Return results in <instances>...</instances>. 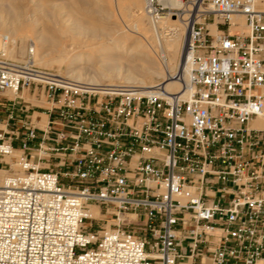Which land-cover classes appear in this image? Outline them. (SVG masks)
Here are the masks:
<instances>
[{"label":"built area","instance_id":"1","mask_svg":"<svg viewBox=\"0 0 264 264\" xmlns=\"http://www.w3.org/2000/svg\"><path fill=\"white\" fill-rule=\"evenodd\" d=\"M181 1L147 5L186 24L179 91L44 70L0 32V92L50 104L44 127L17 102L0 120V264H264V9Z\"/></svg>","mask_w":264,"mask_h":264},{"label":"bare ground","instance_id":"2","mask_svg":"<svg viewBox=\"0 0 264 264\" xmlns=\"http://www.w3.org/2000/svg\"><path fill=\"white\" fill-rule=\"evenodd\" d=\"M76 1L77 0H73L72 2H76ZM158 1L165 5L182 8L184 10H187L189 7V5H186L181 0H158ZM109 2H110L111 11L117 8L120 10L124 9L126 10L125 12H130L133 7H138L139 9H141L143 6V0H127V2H124L122 0H110ZM202 2L203 0L201 1L197 0V5H199L202 11H205V12L208 11L210 7L208 6L205 8L201 4ZM259 4L263 5L262 7L264 9V0H260ZM36 8L34 10L32 9V11L33 12L35 10L40 11L44 9V8L42 9L41 6L38 7L37 9ZM51 9L50 7H47V9L45 8L42 12L45 14V16L43 17L51 19L50 21H53V23L55 24L57 23L54 20V14L56 13V11L53 9L51 10ZM35 14L36 13L30 14L31 18H32V15H35ZM21 15L23 14L22 13L20 14L19 12L16 15L17 19L20 18ZM31 18H30V21L35 19V17L34 19H31ZM151 19L152 21L150 20V23L154 31L153 32L154 36L152 38L151 36H148L144 30H141V28L144 29L143 27L144 20H145L144 16L136 15V18L134 19L132 23H130V25L125 24L126 28L122 27L121 29L116 30V35L114 37L110 36V39L108 42H101V43L99 42L95 47H93V44L87 43L86 41H80V42L77 41L78 49L76 53L75 51H73L72 54H71V47L76 42L74 41V43L72 44L70 42L71 38L69 40L66 37H64L63 40H58L60 36L58 35L59 36V37L57 36L58 38L55 37L54 32L55 33L57 32L67 33L69 32L70 29L74 30V32H79V30H83L85 28L90 31V34L96 36V35H99L100 31H102L101 28H99L98 24H96V26L95 25L92 26L94 21L91 24V26L89 25V27L86 28L87 24L83 25V23L78 19H74L73 25H69V26L64 25L63 27V26H57V24L55 25L53 24L54 26L50 27L49 32L41 33L42 32L41 31L39 32L37 37L40 38L39 40L42 41L43 44L55 43L56 45H58V49L56 52L57 54L50 59L46 58L45 53H44L45 55L44 54L40 55L39 51H37L38 44L36 43L34 38H32V40L35 43L34 60L36 64H40L43 66H49L53 62L61 63L67 57L72 56L71 59L69 60V70L66 74L72 77L78 78V79H87L93 83H102L104 79H107L112 83L113 79L118 78L123 82L140 86L141 91L143 92L152 91L155 89V86L157 84L161 83L165 90L179 91L181 84L178 80L174 78V74L178 70L183 71V73L185 74V77L187 78L189 75V71H190L188 64L184 63L185 61L181 59L182 58L181 57L182 47L184 44L185 36L187 34L186 24L181 17L172 18L168 16L160 20H157L151 17ZM235 20L241 23L242 29H245L243 16H235ZM28 21H29V18H28ZM6 22L3 16L0 15V32H2L1 29L3 27H7L4 29L10 35L11 40H12L10 46L8 47V54L10 57H14L15 43L17 41L16 39L17 37H19L22 40V42L25 40V37H26L25 31H23L25 30V28L23 29V25L19 24L20 21L18 23H15L14 27L9 26V23L7 25ZM12 22H16V21L13 19ZM5 24L6 26H4ZM168 27L169 28L173 27L175 29L170 35L168 34V32H166L167 30L166 28ZM210 27L212 29V33L216 34L219 32L216 24H210ZM236 30L237 28H232L233 32H235ZM73 39L74 38L72 37V41ZM127 39H132L137 43H141L143 46L142 48L143 50L140 52L141 58L138 59L139 60L138 63L136 65H127L125 66L126 69L123 70L124 65L123 63H121V58L123 56L121 57V54L126 53L130 55L131 57L135 56V53L132 51L133 50L132 47L126 46L125 44L122 43L123 41ZM152 40L154 41V44ZM111 42L113 43V45L112 47H109V43ZM93 48H95L94 49L95 53L90 55V53L93 51ZM24 52H25L24 47L23 45H21L20 53L23 54ZM27 52H28V47H27ZM156 58L160 60L159 61L160 67L158 69L155 67V64L157 63ZM81 61H83L87 65L98 63L99 66H101L99 69L98 75L91 74L90 70L89 72L87 71L88 72L87 74L86 70L90 69L89 67L88 69H86V67H83V66L77 67L78 63H80ZM84 69H86L85 72L83 71ZM159 78H162V80L156 82L157 81L156 79H159ZM8 92H12V91H8ZM251 126L255 128H259V129H264V111L262 115L258 116L256 119H254L251 122ZM18 152L19 151H16V153ZM5 159L10 161V156H6ZM15 166L17 165L15 164ZM9 175L10 173L7 174L6 169L0 168V181H2L5 177ZM91 214L93 217H99L100 210L97 207H92Z\"/></svg>","mask_w":264,"mask_h":264},{"label":"rangeland","instance_id":"3","mask_svg":"<svg viewBox=\"0 0 264 264\" xmlns=\"http://www.w3.org/2000/svg\"><path fill=\"white\" fill-rule=\"evenodd\" d=\"M72 1L73 0L71 1L70 0H3V1L0 0V15L3 16V18L5 19V22L7 21L6 22L7 25L9 23V26L14 27L15 23H18L20 21L19 24L23 25V29L25 28V30H23L25 31V36H26L25 40L22 42V40L19 37H17L16 39L17 41L15 43V55L12 58H17V59L23 58L27 52V47L32 38H34V40L38 44L37 51H39L40 55H43L45 53L47 59L54 57L57 54L56 52L58 49V45H56L55 43L43 44L42 41L39 40L40 38H38L37 35L41 31H42L41 33L49 32L50 27L54 26L55 24H57V26H63V27L64 25L65 26L73 25L74 19L80 20L83 23V25L87 24V27L85 26L86 28H88L89 25L91 26V24L94 21L92 26L93 25L96 26V24H98L99 28H101L102 31H100L99 35H96V36L90 34V31L85 28L83 30H79V32H74V30L70 29L69 32H67L68 34L66 32H57V33L54 32L55 37H57L58 35L60 36V37L58 36L59 38L57 37L58 40H63L64 37H66L69 40L71 38L70 42L72 44L74 43V41L76 42L72 46L74 49L71 47V54L73 51H75L76 53L78 49L77 41L79 42L86 41L87 43L93 44V47H95L99 42L100 43L108 42L110 39V36L114 37L116 35V30L121 29L122 27L126 28L125 24L130 25V23H132L134 19L136 18V15L144 16V19H145L144 24H143L144 29L141 28V30H144L148 36H151V38L154 36V33H153L154 31L150 23V20L152 21V19L147 10V5H148L147 0L146 1L143 0V6L141 9H139L138 7H133L130 12H125L126 10L124 9L120 10L117 8L111 11L110 2H109L110 0H98V1L96 0L94 1L93 0H77L76 2H72ZM122 1L127 2V0L126 1L122 0ZM185 4L188 5V3H185ZM201 4L206 8L209 6V0H203ZM37 6L38 7L41 6L42 9L43 8L47 9V7H50V9L52 8L53 10H55L56 13L54 11L55 14L54 13L53 14H54V20L57 23L54 24L53 21H50L51 19L43 17L45 16V14L42 13L44 9L40 11L35 10L33 12L32 9L34 10ZM262 6L263 5L260 4V7L263 9ZM19 12L20 14L22 13L23 15H21V17L17 19L16 15ZM32 13H36V14L32 15V18H31L30 14ZM28 18H29V21H28ZM30 18L34 19L35 21L34 20L30 21ZM13 19L16 22H12ZM212 20H213V15L212 14L208 15L207 21H212ZM4 26H6V24ZM4 28H7V27H3L1 29L2 32H6ZM220 29L222 28L220 27ZM211 32H212V29H211ZM72 37L74 38L73 41H72ZM152 42L154 44L153 40ZM122 43L125 44L126 46L132 47L133 49L132 51L135 53V56H132V57L126 53L121 54V57L123 56L121 58V63H123L124 65L123 70H125L126 69L125 66L136 65L138 63L139 61L138 59L141 58L140 52L143 50L142 49L143 46L141 43H137L132 39H127L123 41ZM21 45H23L24 50H25L23 54L20 53ZM112 45H113L112 42L109 43V47H112ZM94 49L95 48H93V51L90 53V55L95 53ZM71 57L72 56L67 57L61 63L53 62L52 63L53 65L51 64L49 66H43L40 64H37V65L39 68L44 69V70L55 71V72L59 71L62 73H67L69 70V60L71 59ZM156 61L157 63L155 64V67L158 69L160 67V62H159L160 60L156 58ZM82 66L86 67V69H88V67L90 68L88 70L86 69L83 70L84 72L86 70L87 74L90 70L91 74H97V75L101 67L99 66L98 63L87 65L86 63L81 61L80 63H78L77 67H82ZM106 80L107 79H104L103 82H110L109 80L107 81ZM156 80H157L156 82H158V81H161L162 78H159ZM116 81H121V80L118 78H115L113 79L112 82H116ZM6 92L8 95H4L5 94L4 92H0V119L6 118L9 111H11L10 109L13 108V104L17 102L19 106L24 105V107H26L25 111H21V112L19 111L21 113L18 116L19 119H26L28 116L30 117L32 116L34 118L37 117L38 120L40 119L38 123L40 127H44L46 125L48 116L47 114L43 113V111H44V107L50 106V104L47 102L44 95H42L41 97H36L32 95L31 91L28 88H24L22 91H20L18 93V97H16L17 95H15L12 92H8V91ZM14 111H18V110L15 109ZM2 127L4 126L0 123V128ZM6 171H7V174L13 172L10 169L8 170L6 169ZM99 217L100 218L97 217L98 219L94 220L92 222V225L90 224L89 226H92V228H95V229H101L107 225H109L110 227V223L112 219L111 217L107 219L101 218L102 217L101 213ZM107 221H110L109 224H107Z\"/></svg>","mask_w":264,"mask_h":264},{"label":"crops","instance_id":"4","mask_svg":"<svg viewBox=\"0 0 264 264\" xmlns=\"http://www.w3.org/2000/svg\"><path fill=\"white\" fill-rule=\"evenodd\" d=\"M5 93V94H4ZM3 94L4 95H8L6 92H4ZM43 113H45V114H47V116H48V113L46 112V111H43ZM1 120V119H0Z\"/></svg>","mask_w":264,"mask_h":264}]
</instances>
